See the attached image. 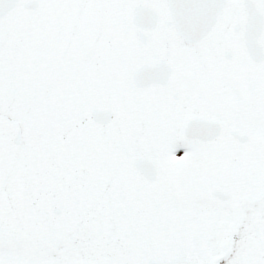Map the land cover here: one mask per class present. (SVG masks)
Listing matches in <instances>:
<instances>
[{
	"label": "snow or ice",
	"instance_id": "obj_1",
	"mask_svg": "<svg viewBox=\"0 0 264 264\" xmlns=\"http://www.w3.org/2000/svg\"><path fill=\"white\" fill-rule=\"evenodd\" d=\"M0 264H264V0H0Z\"/></svg>",
	"mask_w": 264,
	"mask_h": 264
}]
</instances>
